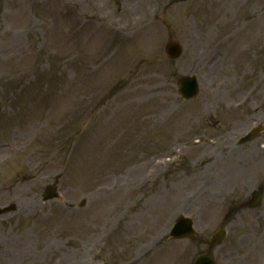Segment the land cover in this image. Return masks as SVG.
Instances as JSON below:
<instances>
[{"label": "rangeland", "instance_id": "obj_1", "mask_svg": "<svg viewBox=\"0 0 264 264\" xmlns=\"http://www.w3.org/2000/svg\"><path fill=\"white\" fill-rule=\"evenodd\" d=\"M224 1L241 20L256 16L237 35L241 44L264 21V0H0V207L18 208L0 216V264H166L171 250L174 264H185L198 242H162L176 215L191 214L208 237L224 204L259 183L264 164L247 151L255 141L236 138L264 111V60L247 74L236 52L207 61L224 50L215 46L228 35L215 22ZM168 35L185 47L175 63L166 61ZM191 71L201 92L184 101L175 78ZM254 83V109L224 107L221 98ZM236 111L242 121L228 129ZM214 115L225 117L219 129ZM55 181L61 198L43 201ZM262 212L240 214L235 245L242 235L248 243L234 249L229 228L219 264L260 262L248 253Z\"/></svg>", "mask_w": 264, "mask_h": 264}]
</instances>
